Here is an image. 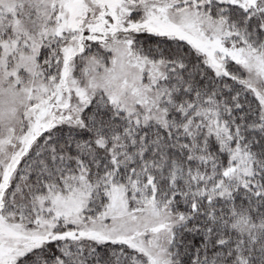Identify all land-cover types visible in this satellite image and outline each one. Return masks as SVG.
<instances>
[{
    "label": "snow or ice",
    "instance_id": "6c2138e0",
    "mask_svg": "<svg viewBox=\"0 0 264 264\" xmlns=\"http://www.w3.org/2000/svg\"><path fill=\"white\" fill-rule=\"evenodd\" d=\"M0 264H264V0H0Z\"/></svg>",
    "mask_w": 264,
    "mask_h": 264
}]
</instances>
